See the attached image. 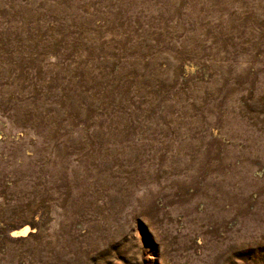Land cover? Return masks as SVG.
<instances>
[{
	"label": "rangeland",
	"instance_id": "rangeland-1",
	"mask_svg": "<svg viewBox=\"0 0 264 264\" xmlns=\"http://www.w3.org/2000/svg\"><path fill=\"white\" fill-rule=\"evenodd\" d=\"M0 264H264V0H0Z\"/></svg>",
	"mask_w": 264,
	"mask_h": 264
}]
</instances>
